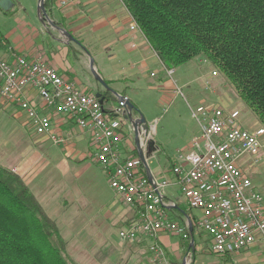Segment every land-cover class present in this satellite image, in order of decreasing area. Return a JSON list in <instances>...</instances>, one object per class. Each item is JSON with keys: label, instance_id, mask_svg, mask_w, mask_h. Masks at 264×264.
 Segmentation results:
<instances>
[{"label": "built area", "instance_id": "obj_1", "mask_svg": "<svg viewBox=\"0 0 264 264\" xmlns=\"http://www.w3.org/2000/svg\"><path fill=\"white\" fill-rule=\"evenodd\" d=\"M66 4L59 1L57 8ZM131 29L140 31L135 22ZM164 69L172 77L174 71ZM30 90L38 95L42 106L29 97ZM0 101L18 107L35 133L48 136L55 145L64 144L66 138L58 135L53 115L45 110L89 132L96 164L108 174L112 189L123 203L135 210L129 227L119 232L123 242L169 233L194 245V234L207 235L212 251L219 256L259 249L264 261V197L239 166L246 157L259 162L264 129L256 133L243 129L238 111L203 106L192 110L200 134L188 150L178 152L171 172L189 210L200 214L182 226L169 217L165 202L166 189L172 182L150 178L140 158L125 152L123 142L130 126L124 115L108 109L95 94L61 75L44 57H0ZM150 252L155 262L167 259L158 243Z\"/></svg>", "mask_w": 264, "mask_h": 264}, {"label": "crops", "instance_id": "obj_2", "mask_svg": "<svg viewBox=\"0 0 264 264\" xmlns=\"http://www.w3.org/2000/svg\"><path fill=\"white\" fill-rule=\"evenodd\" d=\"M12 1L14 6L10 14L1 9L8 17H15V10H22L24 7L19 0ZM59 1L63 0H53V6L51 7V11H49L50 17L57 26L68 31L78 43L70 42L49 25H45V27L48 28L47 30L52 29V32L49 34L51 39L47 37V39H41L39 42L31 39H28L25 43L20 39L13 40L9 36L4 35L0 30V57H13V54L31 58L42 56L61 75L81 86L87 93L97 95L98 93H103L105 90H100L98 85L92 84L93 79L96 80L90 68L91 60L93 59L96 71L105 82L110 83V88L129 99L137 107L139 112L136 113V116L141 114V108L134 98L132 86L140 79L147 78L148 75L151 78H156L158 75L153 72V67L161 66L164 68V66L151 49L141 31L131 29L134 19L123 2L121 0H64L67 1V4L64 7L57 8ZM158 87L159 89H164L163 86ZM158 87L154 88L157 89ZM230 93L234 95L235 99H238L233 91ZM230 93L219 96L221 106L227 108L235 107L231 106L235 104ZM214 94L216 93L214 92ZM28 95L35 104L42 106L41 99L34 91L30 90ZM0 108L4 111L14 108L22 112L15 106L0 105ZM108 109L114 110L112 105ZM45 113L53 115L54 127L58 135L66 138V143L64 145H53L48 136H39L27 129L26 133L20 134L18 138L24 142L23 145L30 147V151L14 162L15 157L23 149L22 146L14 154L11 153V157L7 160L5 159V164L0 161V166L14 171L23 178L48 216L57 222L60 231L59 217H61V213L62 215L64 213L60 208H55L51 199L44 202L52 208V212H49L44 206L43 201L34 192L40 189L42 181L39 180V177L46 168L51 166V163H54L57 170L65 174V176H68L72 168L76 166L77 170L80 169L79 176L82 177L91 168L89 160L93 161L94 148L91 144L88 131L80 129L69 120L56 117L50 110H45ZM23 115L25 114L23 113ZM23 125H29L27 117L26 124L23 120ZM200 130L199 126L198 131L193 135L183 151L190 148L193 138L200 134ZM151 135L157 151L148 160V166L152 159H155L157 155L164 152L163 141L158 137V132L155 136L154 132L151 131ZM10 142L11 140H3L0 144V152H3L10 145ZM123 148L129 156L139 157L134 132L128 127ZM178 152L173 157L167 158L164 167H157L153 170L149 166V177L157 181L168 179L172 182L165 192V202L169 207L168 214L172 220L184 226L186 223H192V219L199 216L200 213L189 210L179 187L174 183L175 179L171 171ZM256 164L253 158L246 157L241 160L239 166L247 175L250 168H254ZM95 165L97 164L95 163ZM102 171L109 179L108 174L103 169ZM254 187L263 195L258 186L254 185ZM48 188L52 189L50 185ZM115 194L113 201L105 209L104 215L108 217L106 218L107 221H111L115 226L119 224V229L121 230L129 227L135 217V210L125 205L121 197L116 192ZM173 236H176V234L161 233L155 239L141 236L134 243L122 241L121 248L118 251L115 250V253L111 257L86 255L84 262L87 264H158V262L156 263L153 260L152 253L150 252V248L155 243H158L164 248L167 255V259L162 263L183 264L186 259L189 261V258H193V254H198L204 249V246L195 240L194 250L192 256H190L191 252L188 253V249H183L178 245L171 246V237ZM195 236L198 237L199 235L194 234V239ZM189 242V244L192 243L191 240ZM77 249L81 253L85 251L82 247H77ZM180 249L183 253L179 257L180 260H173L171 257L172 252L180 251ZM221 258L224 260V264H264L259 249H253L241 255Z\"/></svg>", "mask_w": 264, "mask_h": 264}, {"label": "rangeland", "instance_id": "obj_3", "mask_svg": "<svg viewBox=\"0 0 264 264\" xmlns=\"http://www.w3.org/2000/svg\"><path fill=\"white\" fill-rule=\"evenodd\" d=\"M19 1L24 7L22 10H15V17L6 16L0 8V30L2 33L13 40L20 39L24 43L28 39L35 42H39L41 39L45 40L47 37L51 39L49 34L52 29L47 30L48 28L45 27L40 17L39 1ZM152 70L157 73L156 78H151L148 75L147 78L140 79L132 86L134 98L141 108V114L150 124L151 131L155 136L158 132V137L163 141L164 152L152 159L149 163L151 169L164 167L168 157H173L188 145L199 129L192 110H196L200 106L211 109L236 110L239 112L238 121L243 129L251 133L264 129L255 112L239 98L235 88L223 74L206 59L196 58L174 69L172 77L167 75L166 70L161 66L153 67ZM214 71L218 72L217 77H213ZM92 84L98 85L100 90H104L103 86L94 79ZM158 86H163L164 89H159ZM231 91L236 94L238 99L234 98ZM229 93L234 100L235 105H231L235 106L234 108L220 105L219 96ZM111 105L106 103L107 108H110ZM23 116L25 115L22 112L14 108H9L7 111L0 108V144L3 140H11L10 145L0 152V161L4 164L5 159L11 157V153L14 154L20 147L23 146V149L15 157L14 162L30 151V147L23 145L24 142L18 138L20 134L26 133L27 129L32 133L35 132L29 125H26L28 128L23 125V120L26 124V117ZM153 125L154 127H152ZM261 141L264 147V136L261 137ZM52 144L54 145L53 142ZM258 159L259 162L254 168H250L251 173L249 171L247 175L264 195V148ZM93 161L95 162L94 158ZM93 161L89 160L91 168L82 177L79 176L80 169L77 170L76 166L72 168L68 176H65L57 170L54 163H51V166L46 168L39 177V180L42 181L39 191H34L49 212H52V208L44 202L50 199L55 208H60L63 211L64 215L61 213V217H59L60 231L67 243V253L75 264L76 262L77 264H87L84 262L86 255L111 257L115 250L118 251L123 244L119 236V224L115 226L111 221H107L108 217L104 215L105 209L116 195L115 191L106 174ZM49 185L52 189L48 188ZM55 217L57 216L55 215ZM195 240L197 243H201L204 249L198 254H193V258H189V264H224L222 256L212 251L207 235L195 236ZM171 243L172 247L176 245L183 249L189 247V241L179 235L171 237ZM88 246L90 247L88 248ZM77 247H82L85 251L81 253ZM193 250L192 248L190 256H192ZM181 255L183 253L180 249V251L172 252L171 257L173 260H180ZM72 261L71 264H74ZM158 264L166 263L158 262Z\"/></svg>", "mask_w": 264, "mask_h": 264}, {"label": "trees", "instance_id": "obj_4", "mask_svg": "<svg viewBox=\"0 0 264 264\" xmlns=\"http://www.w3.org/2000/svg\"><path fill=\"white\" fill-rule=\"evenodd\" d=\"M121 1L166 69L206 59L264 127V0ZM102 98L115 100L107 91ZM71 261L57 222L21 176L0 166V264Z\"/></svg>", "mask_w": 264, "mask_h": 264}, {"label": "water", "instance_id": "obj_5", "mask_svg": "<svg viewBox=\"0 0 264 264\" xmlns=\"http://www.w3.org/2000/svg\"><path fill=\"white\" fill-rule=\"evenodd\" d=\"M13 6L14 3L12 0H0V8L5 12L10 11L13 8ZM39 14L45 25H49L54 29H56L70 42L78 43L76 39L68 31L60 28L53 22L46 8V0H39ZM90 68L95 79L103 86L104 90L110 92L112 96L115 98V100H113L111 104L118 114L124 115L130 128L133 130L135 135V143L139 153V158L149 171V166L147 161L157 151L155 142L152 139L150 125L147 123L146 119L142 114L136 116V113H138V111L136 110L134 104L129 99H127L123 95H120L119 93H117L116 91L110 88V86L104 81V79L96 71L95 62L93 59L91 60ZM96 97L100 99L102 104L109 103V101H105V99L102 98V93H98ZM190 232L193 237L192 227L190 228ZM183 264H189L188 259H186Z\"/></svg>", "mask_w": 264, "mask_h": 264}]
</instances>
